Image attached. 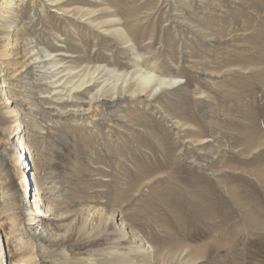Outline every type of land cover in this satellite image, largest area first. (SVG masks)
Segmentation results:
<instances>
[{"label":"rangeland","instance_id":"rangeland-1","mask_svg":"<svg viewBox=\"0 0 264 264\" xmlns=\"http://www.w3.org/2000/svg\"><path fill=\"white\" fill-rule=\"evenodd\" d=\"M263 23L264 0H0V45L9 40L0 47V78L22 129L5 138L12 144L23 134L31 143V173L44 210L55 216L31 237L24 208L33 190L24 194L15 185L1 226L8 263L114 264L122 255L115 241L74 234L70 220L57 217L74 209L77 230L89 229L94 211L120 186L157 183L167 169L144 172L152 159L163 160L159 148L170 156L192 148L206 153L193 158L209 168L197 166L191 174L211 177L228 208L237 210L227 200L232 185L241 198L260 195L264 206V184L247 174L264 167V147H258L264 144V61L257 58L264 50ZM94 71V80L100 78L92 82ZM135 72L173 83L152 84L141 94ZM120 75L128 81L122 91ZM6 102L0 99V129L15 124L4 113ZM27 170L23 166L21 174ZM18 224L17 238L25 240L19 251L10 234ZM62 238L64 246L54 244ZM176 258L167 264H199Z\"/></svg>","mask_w":264,"mask_h":264},{"label":"bare ground","instance_id":"bare-ground-1","mask_svg":"<svg viewBox=\"0 0 264 264\" xmlns=\"http://www.w3.org/2000/svg\"><path fill=\"white\" fill-rule=\"evenodd\" d=\"M68 11L70 10L68 9ZM255 36L257 40L259 37H262L261 35ZM2 43L0 47L4 50L5 46L9 44V40L3 47ZM258 52L260 53V51ZM263 54L264 50L262 54L260 53V55H257L258 60L264 61ZM254 62L257 61L254 60ZM1 71L2 70H0V77L2 75L5 76V74H1ZM113 73L116 75V72L113 71ZM94 74L95 71L92 74L93 78L91 77L89 81L94 82L100 78L99 76L94 80ZM119 77H121V75ZM132 78L138 80L137 86L139 92L144 91L152 84L158 89L164 86H170L173 83V80L155 78L151 74H143L141 72H135ZM117 80L123 82L121 85L122 91L128 83L127 76L124 75L123 78L121 77ZM117 84L118 81L115 85ZM105 85L111 84L110 82L105 83L103 87ZM4 87H8V84L4 79L0 78V99L7 101V107L4 113L9 121L15 122V124H10L0 129V148L1 154H3L0 155V264H9L5 248L6 239L3 237L1 226L4 216L7 213V200L9 196L14 194V186L16 185L17 187L18 185V188H21L24 194L28 193V190L30 191V186L32 188L31 190H33V200L28 207L26 206L24 208L28 220L26 223V230L31 237L37 236L40 232L37 229L42 228L45 224V220L53 219L55 216L52 215V212L49 213L44 210L46 206L43 203L42 190L36 186V178H34L33 173H31L33 171L32 160L35 159L31 143H29V140L23 134L17 136L16 141L12 144L6 139L7 137L11 138L15 136L17 133L19 134L22 129L19 128L21 123L17 122L18 118L15 116L14 108L8 106L10 103H13V101L10 102L5 97L8 91ZM202 143L203 142H201V144ZM258 147L262 148L264 144ZM159 149L163 153V160L157 161L156 159H149L152 165H149L148 171L145 170L144 172V174L150 175L159 172L161 169H167L162 177H159L157 183L153 185L154 182H144L138 186L128 183L123 188L120 186L118 189L121 188V190H116L119 192L121 191L124 197H128V195H132V197L119 200V194L121 193L116 192V190L113 191L112 197L108 198L100 208L94 211L93 214H95V217L92 226L89 227V229L85 228V231L80 229L77 230L76 225L73 224L76 216L74 209H69L61 214L57 217V220L60 222L66 221V219L70 220V223L73 225L71 229L74 234H76L77 231H83L84 234H87L95 241H115L118 245V251L122 252V255L120 253L116 254L117 257H115L114 264H132V262H134L132 258L133 255H131L132 251L135 254V264H167L173 263L172 261H174L176 257L184 258L186 256L193 261L197 260L199 264H215L213 259L220 256L225 257L221 264H234L235 258H243V263L241 264H264V206H261V201L260 203L258 201L260 195L254 194V196L245 193L241 198L235 194L238 190L237 187L234 185L228 187L230 189V194L227 193L229 196L227 200L232 201V203L237 206V210L234 211L228 208L227 205L224 204V201L221 200L223 193L219 192L221 194L219 195L218 190H216V194L218 193L219 195L216 196L214 191L216 187L213 189L216 185H214L215 182L213 179H210L211 177L208 178L209 176L207 175L208 177L205 178L198 175L197 178L191 174L195 169L194 167L200 166L205 170L209 168V163L206 162L202 164L193 158L195 156H203L204 153L198 151L196 148H192L190 151H184L180 155L174 152L175 154L173 153L174 155L170 156L171 153L168 151L161 148ZM127 153L128 157L133 155V149H128ZM127 153L124 154L127 155ZM5 154H7V160L5 159ZM120 154L121 158L125 156L123 153ZM180 158L181 162H179ZM190 158L192 160L188 161ZM4 162L7 163V165ZM144 162L145 160L141 161V163H139L138 160L134 161L137 166H141ZM23 166H29L31 171L27 170L26 174L22 175L21 168H23ZM245 172L248 171L245 170ZM247 174L254 177L255 183L258 186H261L259 184H264V167L263 169H258V167L256 169L254 168L252 173L248 172ZM224 175L226 176V174ZM152 178H155V176ZM235 178L240 179V181L244 179L240 175ZM220 181L221 180H219V182ZM249 182L247 184H250ZM4 185L8 187L6 188ZM221 188L223 189V187H220V190ZM143 189H145L144 192L142 191ZM9 191L11 192L8 193ZM223 191L225 192L224 189ZM136 196H138V198H136ZM15 198L16 197H14V199ZM117 220H120L121 223L119 230H117L116 226ZM125 221L127 222L126 224L124 223ZM19 224L14 225L10 230L11 237L13 236L17 242V251L24 246L21 242H25L21 237L17 238L23 228V226ZM56 241L57 242L54 241V244L58 246H64L66 244L64 238ZM75 243L76 241H72L71 244ZM120 244L127 249L124 251L121 250L119 247ZM109 251L110 257H114L112 253L113 249ZM139 255L143 256L142 260L138 258ZM86 261V264H92V261ZM67 263L62 261V264Z\"/></svg>","mask_w":264,"mask_h":264}]
</instances>
